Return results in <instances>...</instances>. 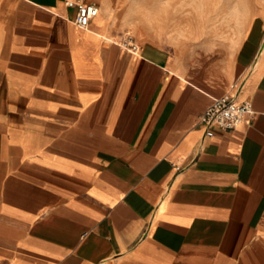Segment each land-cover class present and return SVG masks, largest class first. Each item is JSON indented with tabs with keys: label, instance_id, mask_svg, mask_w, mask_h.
I'll list each match as a JSON object with an SVG mask.
<instances>
[{
	"label": "crops",
	"instance_id": "crops-1",
	"mask_svg": "<svg viewBox=\"0 0 264 264\" xmlns=\"http://www.w3.org/2000/svg\"><path fill=\"white\" fill-rule=\"evenodd\" d=\"M64 1L0 0V264H264L262 23L218 87Z\"/></svg>",
	"mask_w": 264,
	"mask_h": 264
},
{
	"label": "rangeland",
	"instance_id": "rangeland-1",
	"mask_svg": "<svg viewBox=\"0 0 264 264\" xmlns=\"http://www.w3.org/2000/svg\"><path fill=\"white\" fill-rule=\"evenodd\" d=\"M91 1L121 41L154 45L187 76L218 87L235 81L234 53L255 21L264 34V0Z\"/></svg>",
	"mask_w": 264,
	"mask_h": 264
},
{
	"label": "built area",
	"instance_id": "built-area-1",
	"mask_svg": "<svg viewBox=\"0 0 264 264\" xmlns=\"http://www.w3.org/2000/svg\"><path fill=\"white\" fill-rule=\"evenodd\" d=\"M64 5L74 10L72 22L80 28L87 27L91 19L97 16L99 10V6L91 0H65ZM121 43L132 52L138 49L131 39L121 41ZM252 114L250 104L237 102L234 94L226 93L212 98L210 104L199 116L198 123L204 131V137L210 138L215 128L232 130Z\"/></svg>",
	"mask_w": 264,
	"mask_h": 264
},
{
	"label": "bare ground",
	"instance_id": "bare-ground-1",
	"mask_svg": "<svg viewBox=\"0 0 264 264\" xmlns=\"http://www.w3.org/2000/svg\"><path fill=\"white\" fill-rule=\"evenodd\" d=\"M98 14H99V10H98ZM98 14H97V16H98Z\"/></svg>",
	"mask_w": 264,
	"mask_h": 264
}]
</instances>
